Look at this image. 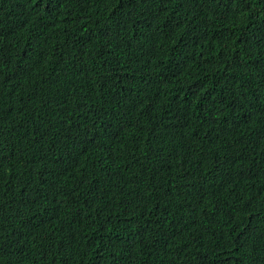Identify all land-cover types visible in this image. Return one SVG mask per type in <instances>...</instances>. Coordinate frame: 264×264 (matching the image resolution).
<instances>
[{
	"label": "trees",
	"instance_id": "16d2710c",
	"mask_svg": "<svg viewBox=\"0 0 264 264\" xmlns=\"http://www.w3.org/2000/svg\"><path fill=\"white\" fill-rule=\"evenodd\" d=\"M0 171V264H230L263 229L264 0H0Z\"/></svg>",
	"mask_w": 264,
	"mask_h": 264
},
{
	"label": "clouds",
	"instance_id": "9594fccd",
	"mask_svg": "<svg viewBox=\"0 0 264 264\" xmlns=\"http://www.w3.org/2000/svg\"><path fill=\"white\" fill-rule=\"evenodd\" d=\"M16 98V95L15 97ZM21 106V105H19ZM5 171H0V174H3ZM16 192V191H13ZM21 205V204H20ZM20 205L9 207L10 209L7 210L10 212L11 209L15 210L11 212L13 214V217H15V214L18 213L20 209ZM9 216V215H6ZM264 219V218H263ZM260 220L256 222L255 224H263V229L259 231L258 234H249L248 236H242V237H236L233 254L231 257L230 264L234 263L236 257H240L241 255H249L252 256L251 262L252 264H256L257 260L261 259L264 249V221Z\"/></svg>",
	"mask_w": 264,
	"mask_h": 264
}]
</instances>
